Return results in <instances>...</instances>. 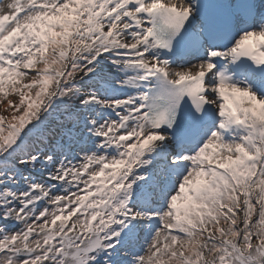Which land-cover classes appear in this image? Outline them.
Listing matches in <instances>:
<instances>
[{"label":"snow or ice","instance_id":"obj_1","mask_svg":"<svg viewBox=\"0 0 264 264\" xmlns=\"http://www.w3.org/2000/svg\"><path fill=\"white\" fill-rule=\"evenodd\" d=\"M0 264H264V0H0Z\"/></svg>","mask_w":264,"mask_h":264},{"label":"rangeland","instance_id":"obj_2","mask_svg":"<svg viewBox=\"0 0 264 264\" xmlns=\"http://www.w3.org/2000/svg\"><path fill=\"white\" fill-rule=\"evenodd\" d=\"M0 106H2V107H3V105H0Z\"/></svg>","mask_w":264,"mask_h":264}]
</instances>
